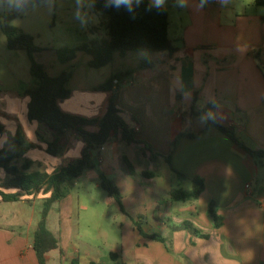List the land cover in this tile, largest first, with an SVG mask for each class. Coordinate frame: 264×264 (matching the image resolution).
I'll return each instance as SVG.
<instances>
[{
    "label": "crops",
    "instance_id": "0c3cea01",
    "mask_svg": "<svg viewBox=\"0 0 264 264\" xmlns=\"http://www.w3.org/2000/svg\"><path fill=\"white\" fill-rule=\"evenodd\" d=\"M256 1L225 4L211 0L197 9L198 0H190L184 8L189 23L173 36L166 9L168 36L176 48L172 54L115 52L108 64L97 69L88 66L92 57L84 51H77L66 64L57 60L52 49L43 48L35 54L49 76L71 72L67 83L70 96L57 103L61 111L99 118L114 94L115 104L126 119L132 116L136 120L135 138L157 154H171L172 167L184 176L176 177L162 158L151 162L141 144L128 145L121 142L119 134L113 136L91 154L93 167L74 179L70 193L49 211L46 224L58 237L59 250L46 255L47 264H264V158H253L217 128L205 124L211 119L231 127L248 148L264 151V0ZM5 5L0 3V9ZM17 20L10 24L33 39L39 38L36 30L24 28ZM93 31L97 33L96 27ZM83 53L86 56L78 59ZM126 72L130 74L119 87L97 90L115 74ZM35 84L26 52L9 50L0 26V150L18 152L14 137L20 132L23 148H27L16 165L20 167L27 160L32 163L28 173L51 175L79 159L85 143L67 130L60 138L62 153L47 152L53 133L27 117L26 92ZM194 95L196 111L211 103L216 106L193 116L190 107ZM85 129L93 132L98 128ZM181 133L197 135L181 136L172 150ZM122 156L132 165L133 174L127 172ZM160 161L168 173L158 171ZM145 171L155 176L144 177ZM101 174L113 180L121 194L124 211L108 196L120 212L121 244L116 249L106 246V232L99 228L102 247L85 243L90 226L83 225L82 218L95 213L83 204L84 196L74 187L92 183L99 188ZM5 176L0 168V183ZM195 177L202 179L204 186L197 199H169L173 189L163 188L166 181H182L185 185L177 189L189 190ZM0 190L19 191L13 187ZM50 194L42 188L16 202L0 198V264H38L32 238L43 201ZM210 202L222 217L218 229L208 216ZM5 203L12 206L3 209ZM37 206L38 216L33 212ZM134 222L147 234L161 235L166 246L142 237ZM184 222L208 237L184 228Z\"/></svg>",
    "mask_w": 264,
    "mask_h": 264
},
{
    "label": "trees",
    "instance_id": "16d2710c",
    "mask_svg": "<svg viewBox=\"0 0 264 264\" xmlns=\"http://www.w3.org/2000/svg\"><path fill=\"white\" fill-rule=\"evenodd\" d=\"M211 1V0H209ZM44 0H33V3L39 4ZM148 0H145L139 8L136 9L135 15L128 13L123 8L117 10L115 8L105 9L103 0H96L94 12L107 17V39L100 44H93L91 47L83 46L74 49H55L57 60L66 64L75 58L77 51H84L92 57L88 63L89 67L100 68L108 64L112 60L113 53L124 55L126 52H167L172 54L176 51L171 39L168 36V13L163 11H146ZM259 2L258 0L256 1ZM21 17L18 12H9L0 14V26L6 38L7 48L9 50H23L26 52L29 63L30 73L35 78L36 84L31 89L27 90L29 102L27 105V117L30 121H36L41 127L51 131L54 140L48 143L47 152L52 155L62 153L60 138L65 131L70 130L76 134L84 143L85 147L81 157L64 167L58 169L55 173L48 175L44 172H30L28 168L32 165L30 161L24 160L23 164L18 167L16 161L21 159L22 153L27 147L23 148V139L20 132L14 137V143L19 147L18 152H13L6 148L0 150V168L5 172V180L0 183V188L13 187L19 191L16 193H5L0 190V198L3 202L19 201L21 196H31L37 193L40 189L51 191L48 198L43 201L40 221L33 233L32 248L35 253L38 264H47L46 255L53 251L59 250V239L52 233L46 224V219L55 203L65 198L71 190V182L78 178L85 170L93 167L91 154L105 145L113 136L119 134L121 142L125 144H141L142 152L151 162H156L159 158L167 164L170 171L178 178L184 176L176 171L171 164V154L162 156L152 151L150 145L139 141L135 138L133 127L136 123L134 117L129 116L126 119L125 113L119 109L114 100V94L109 99L107 110L102 117L86 119L64 113L58 107V101L66 99L70 96V91L67 88V83L70 79L71 72L64 71L60 75L51 77L45 71L43 65L35 60V54L43 50V48L34 45L32 36L25 33L22 29L14 27L10 22ZM258 58V54H256ZM264 69V65H262ZM130 72L115 74L105 84L99 86L97 90H112L113 87H119L113 84L114 80H121L128 76ZM180 98V97H177ZM193 104L190 107L191 115H200L206 109L216 106V103L208 104L204 109L195 110ZM207 127L213 126L221 133L226 135L233 143L249 153L253 158H264V151L253 150L248 148L235 134L231 127L218 123L215 120H205ZM96 126L97 131H87L86 127ZM3 132V127L0 126V134ZM200 134V133H199ZM198 134V135H199ZM197 135V134H196ZM194 134L181 133L172 143L174 150L178 139L181 136L194 138ZM121 161L126 166L129 174H133V168L125 156L121 157ZM142 175L147 178L155 176L153 172H143ZM100 188L106 192L123 210L121 203V194L113 180L101 174L99 178ZM202 179L195 177L192 179V187L189 190L173 189L169 193V199L172 201L195 200L203 191ZM162 201H159V204ZM208 216L210 217L213 228L218 229L222 223V217L216 213V205L210 202L208 205ZM140 235L148 240L163 243L166 246L167 240L159 234H147L142 231L139 224L134 222ZM183 227L191 230L192 233L208 237L206 234L200 233L193 228L191 223L184 222ZM70 264H78L77 261H72Z\"/></svg>",
    "mask_w": 264,
    "mask_h": 264
},
{
    "label": "rangeland",
    "instance_id": "374dc122",
    "mask_svg": "<svg viewBox=\"0 0 264 264\" xmlns=\"http://www.w3.org/2000/svg\"><path fill=\"white\" fill-rule=\"evenodd\" d=\"M248 0H245L247 2ZM234 2V0H227L225 4ZM170 15V36L174 34L179 35L182 32V26L184 27L189 23L188 16H186L184 8H179L174 5V0H168L166 8ZM13 9L8 8L7 5L1 7L0 12H9ZM16 11V10H13ZM72 3L71 0H58V2L52 7L51 10L45 6L44 2L35 4L32 2L28 5L26 12L20 14L17 23L24 26V28H31L37 31L39 38H34V45L40 48L46 49H74L81 48L83 46L91 47L93 44H100L107 38V17L102 14H96L98 22L91 23L87 29H81L77 22L72 19L71 15ZM232 11V10H230ZM229 11V12H230ZM47 18L45 19V16ZM181 19V20H180ZM96 27L97 33H94L93 29ZM149 53V52H143ZM76 55V53H75ZM86 54H81L78 59L85 57ZM158 171L161 174L168 173L166 166L163 162H159ZM152 168L151 170H154ZM180 184V185H178ZM182 181H166L163 184L165 190L177 189L184 186ZM75 192H79L84 196L86 204L90 207L91 211H94V215H85L82 218V224L90 226L89 234L85 240L90 246L100 245L102 247V236L99 234V229L106 232V246L112 249H116L121 244V230L120 212L117 209L115 203L108 197L105 191L100 187H96L95 184L76 186ZM12 205L6 204L2 206L3 209ZM40 207L33 209V212L38 216ZM84 245V244H83Z\"/></svg>",
    "mask_w": 264,
    "mask_h": 264
},
{
    "label": "clouds",
    "instance_id": "9594fccd",
    "mask_svg": "<svg viewBox=\"0 0 264 264\" xmlns=\"http://www.w3.org/2000/svg\"><path fill=\"white\" fill-rule=\"evenodd\" d=\"M58 2V0H44L45 6L48 10ZM145 0H103V6L107 8H115L117 10L123 8L128 13L135 15L136 9L144 4ZM190 0H174V5L179 8H185L189 6ZM227 0H221V3H225ZM0 3L6 4L8 8L24 13L27 10L31 0H0ZM72 3V19L78 23L81 29H87L91 23L98 22V17L94 14V8L96 0H71ZM209 0H198L196 4L197 9H202ZM168 0H148L146 11H163L166 10ZM211 117V113L208 114ZM203 119V118H202Z\"/></svg>",
    "mask_w": 264,
    "mask_h": 264
},
{
    "label": "built area",
    "instance_id": "2783aa9c",
    "mask_svg": "<svg viewBox=\"0 0 264 264\" xmlns=\"http://www.w3.org/2000/svg\"><path fill=\"white\" fill-rule=\"evenodd\" d=\"M215 1H218V0H215ZM119 83H120V82L117 81V80H114V81H113V84H114V85H117V84H119ZM100 149H102V147H100ZM245 187L248 189V188L250 187V185H246Z\"/></svg>",
    "mask_w": 264,
    "mask_h": 264
}]
</instances>
